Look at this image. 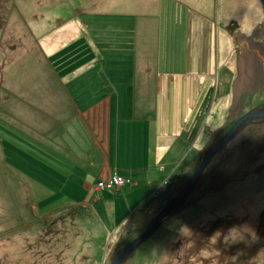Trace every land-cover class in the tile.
Masks as SVG:
<instances>
[{"label":"crops","instance_id":"obj_1","mask_svg":"<svg viewBox=\"0 0 264 264\" xmlns=\"http://www.w3.org/2000/svg\"><path fill=\"white\" fill-rule=\"evenodd\" d=\"M41 1L13 8L20 9L14 17L22 19L35 52L25 67L18 59L0 66V125L25 138L30 150L53 153L77 177L84 191L79 212L93 207L97 213L91 226L121 229L133 220L139 227L137 220L161 207L157 185L179 162L185 165L177 181L184 178L209 137L204 127L195 135L198 111L209 94L215 97L193 64L201 60L195 42L208 30L202 58L212 55L213 39L221 53L224 0ZM236 3H252L256 13L246 33L237 27L241 55L233 90L241 93L264 81V30L250 35L264 24V7L261 0ZM187 7L189 20L182 22L175 9ZM214 9L216 27L207 15ZM0 146H7L1 137ZM116 174L130 182L95 189Z\"/></svg>","mask_w":264,"mask_h":264},{"label":"rangeland","instance_id":"obj_2","mask_svg":"<svg viewBox=\"0 0 264 264\" xmlns=\"http://www.w3.org/2000/svg\"><path fill=\"white\" fill-rule=\"evenodd\" d=\"M15 2L22 6L30 0H0L1 67L11 59H18L14 61L23 67L33 62L35 42L27 39L31 37L22 19L14 17L20 12L13 10ZM236 2L224 0L225 7L219 14L223 54L217 55L213 39L212 55L202 58L210 45L208 30L195 42L201 48V60L193 64L200 65L199 75L211 83L215 95L195 132L197 135L200 128H205L204 136L209 134L205 147L224 135L223 130L218 132L220 128L225 126L227 132L245 112L264 109V81L241 93L233 90L241 55L237 27L241 24L246 33L256 15L252 3ZM190 10L177 8L175 13L184 22L189 20ZM207 15L216 27L215 9ZM259 24L251 36L255 30H264V24L257 28ZM10 49L14 50L9 53ZM260 68L264 70V66ZM217 122L221 126L214 130L211 127ZM11 132L6 125H0V137L7 144L0 150V264H111L113 257L145 229L160 209L159 203L142 222L137 220L139 227L133 220L121 229L91 226L98 219L97 213L90 206L91 211L79 212L77 202L84 197V191L77 177L67 175L62 162H54L53 153L40 146L30 150L25 138ZM204 149L197 154L193 166L204 156ZM194 154L196 148L189 156ZM184 165L176 164V173L157 185L155 195L170 198L183 187L186 176L177 182L176 179ZM69 199L72 202H67ZM123 264H264V119L243 127L213 157L187 202Z\"/></svg>","mask_w":264,"mask_h":264},{"label":"water","instance_id":"obj_3","mask_svg":"<svg viewBox=\"0 0 264 264\" xmlns=\"http://www.w3.org/2000/svg\"><path fill=\"white\" fill-rule=\"evenodd\" d=\"M261 2L264 7V0H261ZM261 119H264V109L249 110L242 114L219 140L210 144L204 156L191 172L189 180L172 197H164L162 199L160 209L153 216L145 229L113 257L111 264H123L141 243L151 237L174 211L181 208L187 202L188 198L199 184L204 170L213 157L233 141L248 123Z\"/></svg>","mask_w":264,"mask_h":264},{"label":"trees","instance_id":"obj_4","mask_svg":"<svg viewBox=\"0 0 264 264\" xmlns=\"http://www.w3.org/2000/svg\"><path fill=\"white\" fill-rule=\"evenodd\" d=\"M1 24H0V28H1ZM211 96H212V94H209L208 96H207V98H205V100H204V102H203V104H202V106H201V109L198 111V113H197V119H200L201 117H202V115L208 110V106H209V102H210V100H211ZM3 123H5V122H3ZM225 127V126H224ZM224 127L223 128H220V130L218 131V132H220V131H222V133H224L225 134V132H226V130L224 129ZM222 133H221V135H222ZM220 138V137H219ZM210 144H208V146H209ZM206 149H207V147H205ZM206 149H204L205 151H206ZM0 150L2 151V148H1V146H0ZM201 159V158H200ZM200 161V160H199ZM199 161L197 162V164L199 163ZM197 164L195 165V166H193L192 168H191V171H189V175H188V177H187V174H186V178H187V180H186V182L189 180V176H190V174H191V172L195 169V167L197 166ZM208 167V166H207ZM206 167V168H207ZM206 170V169H205ZM205 170H204V172H203V174H202V177L204 176V174H205ZM176 173V172H175ZM174 173V174H175ZM173 174V175H174ZM172 175V176H173ZM120 176V175H119ZM179 176V173H177V177ZM122 177H124V176H122ZM128 178V177H127ZM171 178V177H170ZM222 178L223 177H221V176H217V178L216 179H221V181H223L222 180ZM176 182H177V179H176ZM175 182V183H176ZM185 182V183H186ZM226 181H224V183H225ZM175 183L173 184V185H175ZM126 184H128V183H126ZM126 184H124V185H126ZM124 185H122V186H124ZM122 186H120V187H122ZM198 186V185H197ZM120 187H118V188H120ZM106 188V187H105ZM213 190V189H212Z\"/></svg>","mask_w":264,"mask_h":264},{"label":"built area","instance_id":"obj_5","mask_svg":"<svg viewBox=\"0 0 264 264\" xmlns=\"http://www.w3.org/2000/svg\"><path fill=\"white\" fill-rule=\"evenodd\" d=\"M130 182V178L122 177L119 175H114L110 180H107L106 182H99L95 185V188L97 190L104 189L105 187H120L126 183Z\"/></svg>","mask_w":264,"mask_h":264},{"label":"flooded vegetation","instance_id":"obj_6","mask_svg":"<svg viewBox=\"0 0 264 264\" xmlns=\"http://www.w3.org/2000/svg\"><path fill=\"white\" fill-rule=\"evenodd\" d=\"M251 123H254V122H251ZM251 123H248V124H251ZM248 124H247V125H248Z\"/></svg>","mask_w":264,"mask_h":264}]
</instances>
